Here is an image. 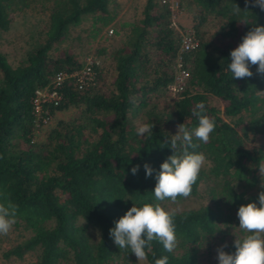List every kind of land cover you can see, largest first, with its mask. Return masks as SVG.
Here are the masks:
<instances>
[{
	"label": "trees",
	"instance_id": "trees-1",
	"mask_svg": "<svg viewBox=\"0 0 264 264\" xmlns=\"http://www.w3.org/2000/svg\"><path fill=\"white\" fill-rule=\"evenodd\" d=\"M47 1L0 0V44L13 11H47L17 61L0 47V227L29 231L4 255L38 249L35 264H109L139 253L148 264H200L203 247L232 233L226 264H264V148L248 141L249 131L264 130V0H186L199 43L183 52L160 0H145L139 19L119 28L113 0ZM86 19L92 37L110 24L123 30L110 75L96 64L95 81L83 88L65 79L48 110L73 113L38 138L31 99L57 71L82 66L60 45ZM178 54L188 77L174 96L168 85ZM134 113L142 133L130 122ZM200 157L207 167L179 172ZM235 181L258 191L245 193ZM202 183L211 202L157 207Z\"/></svg>",
	"mask_w": 264,
	"mask_h": 264
},
{
	"label": "rangeland",
	"instance_id": "rangeland-1",
	"mask_svg": "<svg viewBox=\"0 0 264 264\" xmlns=\"http://www.w3.org/2000/svg\"><path fill=\"white\" fill-rule=\"evenodd\" d=\"M116 3L112 5L118 6V14L115 17V27H120V23L127 20H137L141 16V9L145 0H113ZM48 1L44 0V5L47 6ZM37 7L41 8L40 1L37 3ZM35 10V11H34ZM36 9H27L21 11H13L11 13V20L9 28L3 33L0 47L7 54V57L11 62L17 61L29 47V42L31 40L32 32L38 28L47 17V11L40 10L36 12ZM184 14V15H183ZM182 23L186 25H192V12L189 6H185L183 11ZM109 27H114L113 24L103 28L100 32L96 33L95 37L90 34L91 20L86 19L82 21L79 25L72 28L70 36L61 45V49H69V51L74 52V54L84 62L87 57L95 58L99 61V65H102L103 74L108 77L110 75L111 59L110 51L117 44L120 43L123 37V30L118 33H112L111 35H103L106 33ZM108 34V32H107ZM264 92V89L262 90ZM212 104L222 109V103L217 97L211 98ZM70 110H57L54 114H51L50 120L37 126L36 134L40 138L44 135L46 128L54 123L57 118H67L72 115ZM225 119H230L225 114L220 113ZM130 122L134 125L135 129L139 132H143L144 123L141 116L138 113L130 115ZM248 141L250 145H261L264 148V130L249 131ZM198 166H208V161L204 157H200L198 161L192 165L187 166L179 170L183 174H188L193 167ZM249 166L253 169L255 168L254 163H250ZM260 169H258L259 171ZM237 188L244 191L245 193L254 194L258 191V185L247 186L243 181H235ZM206 183H202L198 192L193 195L184 196L175 199H164L156 202L157 207L166 210H182L189 207H196L201 204L211 202L209 193L206 190ZM79 224H86L82 218L77 220ZM86 230L90 234L92 241H97L99 237V231L97 228L86 225ZM29 231L21 226H15L11 222H3L0 227V264H35V259L38 253V249L30 250L24 253L22 256L17 257L14 255L5 256L4 251L10 246L25 237ZM232 233L226 235L225 240H212L211 244L201 249V254L199 257L200 264H226L228 258H232L231 255L227 254L226 241L229 240V236ZM59 264H72L71 260H63ZM109 264H148L147 260L139 253H135L133 261L129 263H109Z\"/></svg>",
	"mask_w": 264,
	"mask_h": 264
},
{
	"label": "built area",
	"instance_id": "built-area-1",
	"mask_svg": "<svg viewBox=\"0 0 264 264\" xmlns=\"http://www.w3.org/2000/svg\"><path fill=\"white\" fill-rule=\"evenodd\" d=\"M169 10L171 24L179 33V51H189L198 46L199 40L192 25H186L180 18L186 6V0H160ZM108 34L113 32L109 27ZM99 61L92 57H87L82 66L72 71L59 70L52 80L45 86L39 87L31 99L32 113L35 125L45 124L50 120L51 113L48 105H57L62 98V85L65 79L73 78L78 88H83L95 81L96 71L94 66ZM188 77V70L184 67L180 54L175 59V70L172 82L168 85L174 96L183 89Z\"/></svg>",
	"mask_w": 264,
	"mask_h": 264
},
{
	"label": "crops",
	"instance_id": "crops-1",
	"mask_svg": "<svg viewBox=\"0 0 264 264\" xmlns=\"http://www.w3.org/2000/svg\"><path fill=\"white\" fill-rule=\"evenodd\" d=\"M184 15V14H183ZM183 15H181V19L183 18Z\"/></svg>",
	"mask_w": 264,
	"mask_h": 264
}]
</instances>
